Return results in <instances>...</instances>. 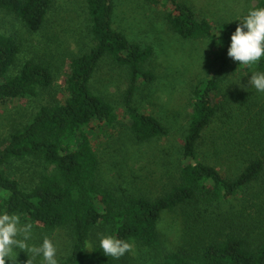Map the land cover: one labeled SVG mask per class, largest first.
Segmentation results:
<instances>
[{
	"label": "trees",
	"instance_id": "16d2710c",
	"mask_svg": "<svg viewBox=\"0 0 264 264\" xmlns=\"http://www.w3.org/2000/svg\"><path fill=\"white\" fill-rule=\"evenodd\" d=\"M146 1L167 8V23L182 38L213 44L210 74L191 95L177 179L157 197L117 194L99 180L98 143L121 121L112 100L93 87L102 60L127 71L124 124L134 141L166 138L171 129L133 104L140 84L156 79L147 69L153 46L131 41L115 27V0H86L93 44L71 56L61 98L52 96L53 66L36 59L18 64L20 43L0 30V103L39 101L0 146V211L48 230L69 229L73 248L62 264H126L125 254L108 257L98 244L83 248L96 229L137 244L157 264H264V100L248 83L252 72L264 71V57L241 67L227 56L238 21L213 23L180 0ZM54 5L0 0V11L33 33L45 26ZM261 5L264 0L254 7ZM19 162L34 168L30 184L13 177ZM174 211L186 223L177 251L165 248L159 227L163 215Z\"/></svg>",
	"mask_w": 264,
	"mask_h": 264
},
{
	"label": "rangeland",
	"instance_id": "374dc122",
	"mask_svg": "<svg viewBox=\"0 0 264 264\" xmlns=\"http://www.w3.org/2000/svg\"><path fill=\"white\" fill-rule=\"evenodd\" d=\"M192 6L200 16L213 23L232 21L243 17L258 0H180ZM86 0H55L45 26L29 32L13 15L0 11V30L15 37L21 46L19 63L28 59L49 62L54 69L55 83L52 96H64L65 78L71 56L89 51L92 39ZM166 7L153 5L146 0H115L114 25L134 42L151 45L154 55L147 63L156 79L141 83L133 104L145 112L155 114L168 125V137L139 144L134 141L124 121L126 106L123 98L128 88L127 71L102 60L94 75L93 87L116 105L120 122L98 143L100 157L99 180L117 194L157 197L166 191L178 176L181 146L188 130L193 111L191 95L195 86L210 74L213 63V44L209 39H184L175 33L165 18ZM264 100V92H259ZM49 95V94H48ZM50 98V96H49ZM39 101L14 99L0 103V146L14 127L28 120L38 108ZM218 128L214 133H216ZM226 167H229L226 165ZM232 168H238L234 166ZM237 170H234V173ZM234 173L229 171L230 175ZM12 175L22 183H31L37 176L34 168L19 162L12 168ZM263 189V187H262ZM239 207V204H236ZM21 222L33 224L32 242L39 244L44 236L52 239L57 247L60 264L70 255L73 237L67 228L48 230L21 217ZM186 223L179 211L167 212L160 222V232L165 248L177 251L184 246ZM96 229L90 239L98 244ZM28 254L18 250L16 264H26ZM126 264H157L155 257L137 244L125 252ZM39 264V258L34 261Z\"/></svg>",
	"mask_w": 264,
	"mask_h": 264
},
{
	"label": "clouds",
	"instance_id": "9594fccd",
	"mask_svg": "<svg viewBox=\"0 0 264 264\" xmlns=\"http://www.w3.org/2000/svg\"><path fill=\"white\" fill-rule=\"evenodd\" d=\"M238 21L231 33L227 56L239 62V66H253L264 57V5L250 8ZM258 92H264V71L251 73L249 82ZM230 85V84H229ZM227 85V87L229 86ZM33 224L21 222L17 213L0 211V264H16L18 250L28 254L26 264H60L57 247L48 236L39 244L32 242ZM98 247L108 257L119 258L129 251L131 243L112 234H99ZM83 248L93 249L91 243Z\"/></svg>",
	"mask_w": 264,
	"mask_h": 264
}]
</instances>
